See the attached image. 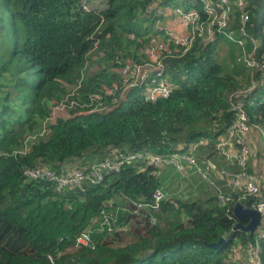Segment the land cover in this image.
Instances as JSON below:
<instances>
[{
	"label": "trees",
	"instance_id": "1",
	"mask_svg": "<svg viewBox=\"0 0 264 264\" xmlns=\"http://www.w3.org/2000/svg\"><path fill=\"white\" fill-rule=\"evenodd\" d=\"M244 1L247 31L263 36L259 0ZM150 2L195 7L206 17L201 0H106L91 8L82 0H0V264H242L230 248L257 233L233 228L237 193L229 187L235 199L228 202L208 185L206 194L177 197L161 177L165 167L142 161L63 193L50 180L23 175L26 167L86 168L111 149L171 152L194 144L198 159L209 155L233 118L229 98L239 86L240 49L219 36L196 39L182 56H165L174 85L168 96L148 100L142 83L120 100L124 81L115 69L143 57ZM249 74L255 84L244 105L264 127V70ZM156 189L164 192L158 207L133 203H153ZM86 229L88 244L78 243ZM221 236L218 247L206 245ZM258 239L264 261V237Z\"/></svg>",
	"mask_w": 264,
	"mask_h": 264
},
{
	"label": "built area",
	"instance_id": "2",
	"mask_svg": "<svg viewBox=\"0 0 264 264\" xmlns=\"http://www.w3.org/2000/svg\"><path fill=\"white\" fill-rule=\"evenodd\" d=\"M206 17L195 7L185 9L181 5H166L150 2L146 7L148 15L153 16L151 30L146 36L147 44L142 49L143 57L140 61L132 59L119 62L115 70L123 77L124 85L120 100L126 90L132 86L144 85L143 95L148 100H156L168 96L173 90V83L168 79L165 56L178 57L185 54L196 39L201 42L212 41L218 36L240 49L238 59L254 68L262 67L264 70V25L259 39L248 31L249 13L244 0H201ZM85 8L105 6L103 0H82ZM235 10L239 12L240 24H235ZM170 18L175 19L172 24ZM264 24V21H263ZM179 31V32H178ZM261 48L260 57L257 56ZM261 58V59H260ZM249 87L237 89L230 94V109L233 118L225 130L219 133L209 155L198 159L195 145L190 144L185 150L175 149L171 152H155L148 149L136 151H120L111 149L105 156L92 162L86 168L74 166L60 167L58 170L46 167H26L23 175L28 178H41L50 180L54 184L56 193H63L69 189L81 190L87 183L101 181L110 172L118 171L129 161H142L155 169L172 167L182 177L188 178L195 174L202 178L206 185L216 191L221 202L232 201L235 198L226 193L225 188L237 193V201L244 203L248 196H254L253 202L246 204L255 207L260 212V223L255 229L256 237L253 241L242 244L236 241L230 248L232 257L242 264H264L261 258V244L258 237H264V127L253 122L246 111L243 97L255 84L250 82ZM119 100V101H120ZM55 111L64 112L63 106ZM66 113V112H64ZM253 131L262 141L259 150V161L255 168H249L250 136ZM35 138V136H32ZM207 144V139H200ZM27 143L24 148L26 149ZM212 151V153H211ZM221 160V162H220ZM222 161L226 164H221ZM223 179L222 182L219 180ZM164 192L156 189L154 202L133 200L138 207H158L159 200ZM89 230L80 233L76 241L82 244L89 242Z\"/></svg>",
	"mask_w": 264,
	"mask_h": 264
},
{
	"label": "rangeland",
	"instance_id": "3",
	"mask_svg": "<svg viewBox=\"0 0 264 264\" xmlns=\"http://www.w3.org/2000/svg\"><path fill=\"white\" fill-rule=\"evenodd\" d=\"M103 1L106 2V0H103ZM259 2L261 4V11L259 12V15L257 18L258 22L261 21V19L263 18V15H264V0H259ZM174 21H176V20L173 18H170L168 20V23L172 24ZM7 28L9 29L8 40L11 44L12 43V35H11L12 30L9 28V26ZM121 28H122V26H121ZM255 36L257 37V39H259V31L257 32V34H255ZM223 42L227 43L225 40H223ZM222 46L224 47L225 45H222ZM237 49H238V47H237ZM96 52H98V51L96 50ZM236 52H238V51L236 50ZM235 60L238 62L240 61L243 64V67H241L239 63L235 64V66H236L235 70L240 69V74H238V75H240L238 77V85H239L238 88L239 89H245V88L249 87V85L251 84L250 83L251 81L248 78V76L250 75L249 73L252 70V67L248 66L241 59H238V53L235 54ZM93 67H96V65H93ZM179 76H180V73H179ZM0 81H1L0 83H2L3 80L0 79ZM250 141H251V143H250L251 151L249 153V162L248 163H249V168L254 169L251 167H255V162L260 160V158L258 157V154L260 153L259 150H260V147L262 145V141L258 135L254 136V138H252V134L250 136ZM197 142L200 143L201 140H198ZM161 171H162L161 177L164 178L166 183L171 182L174 175L177 174V172L170 166L163 168ZM198 180L205 183L204 180L202 178H200L199 176H198ZM179 182H180L179 180H175L173 183H171V187H170L171 193H174L175 196H177V197L182 198V197H186V196H190V195L197 196V194H199V193L206 194V192H204L205 189L202 186H196V184H195L191 187H188L187 185L183 186V183H179ZM205 185H206V183H205Z\"/></svg>",
	"mask_w": 264,
	"mask_h": 264
},
{
	"label": "water",
	"instance_id": "4",
	"mask_svg": "<svg viewBox=\"0 0 264 264\" xmlns=\"http://www.w3.org/2000/svg\"><path fill=\"white\" fill-rule=\"evenodd\" d=\"M233 214L238 219L233 228H241L249 232L252 235L260 223V212L255 207L247 206L241 201H236L233 206ZM242 219H246L243 222ZM226 240L225 236H221L218 240L214 242H207L206 245L209 247H218Z\"/></svg>",
	"mask_w": 264,
	"mask_h": 264
},
{
	"label": "crops",
	"instance_id": "5",
	"mask_svg": "<svg viewBox=\"0 0 264 264\" xmlns=\"http://www.w3.org/2000/svg\"><path fill=\"white\" fill-rule=\"evenodd\" d=\"M227 45H229V44L227 43ZM230 47H231V45H230ZM251 134H252V138H254V136H256V131H253ZM175 171L177 172V174L174 175V177H173L171 182L167 183L170 192H171V188H170L171 187V183H173L175 180H179L180 181L179 183H183V186L187 185L188 187H191V186H193L195 184H196V186H202L205 189L204 191H207V186L203 182L198 180L197 175L191 174L190 177L185 178V177H182L180 172H178L177 170H175Z\"/></svg>",
	"mask_w": 264,
	"mask_h": 264
}]
</instances>
